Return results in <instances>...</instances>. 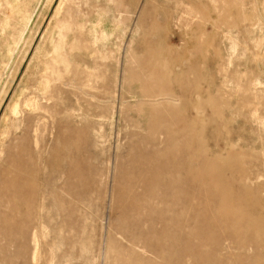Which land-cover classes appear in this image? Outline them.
<instances>
[{"label":"rangeland","instance_id":"1","mask_svg":"<svg viewBox=\"0 0 264 264\" xmlns=\"http://www.w3.org/2000/svg\"><path fill=\"white\" fill-rule=\"evenodd\" d=\"M0 264H264V0H0Z\"/></svg>","mask_w":264,"mask_h":264},{"label":"bare ground","instance_id":"2","mask_svg":"<svg viewBox=\"0 0 264 264\" xmlns=\"http://www.w3.org/2000/svg\"><path fill=\"white\" fill-rule=\"evenodd\" d=\"M179 160H180V158H179ZM183 161H184V159H182ZM180 162H182V161H180ZM187 163V162H186ZM163 164V163H162ZM160 166V165H159ZM172 166H173V164H172ZM180 168H182V167H180V165H177L176 167H175V165H174V170L175 171H179L180 170ZM158 169V168H157ZM161 169V168H160ZM164 169H166V167L164 166ZM183 169V168H182ZM186 171V173L189 175V176H187L188 178H186L185 180H183V182H184V184L182 185V189H183V192L184 193H188V192H190V189L192 188V186H190V181H192V179H191V177H190V175H191V172H192V170L190 169V168H188L187 170H185ZM193 174V173H192ZM171 175H173V174H171ZM175 175H173L171 178L173 179V177H174ZM155 181V180H154ZM170 182H171V184H172V186H173V182H172V180H169ZM147 182H149V181H147ZM144 184H145V182H144ZM147 184V183H146ZM145 184V185H146ZM144 185V186H145ZM148 186V185H147ZM193 189V188H192ZM184 198H185V196H184ZM186 199V198H185ZM161 223H164L165 224V221L163 220V219H161ZM185 228V227H184ZM145 243V242H144ZM159 246H154L152 243H151V241H148L147 242V246H146V248H147V250H149V251H151V252H153V253H155L157 256H159L160 258H164L165 257V254H164V252H162V249H159L158 248ZM186 252V251H185ZM187 253V252H186ZM184 252L182 253V259H184ZM182 259H179V260H177L178 262L180 261V260H182Z\"/></svg>","mask_w":264,"mask_h":264}]
</instances>
